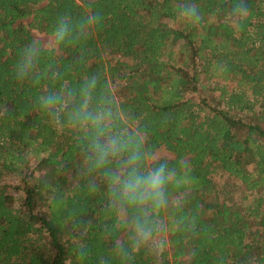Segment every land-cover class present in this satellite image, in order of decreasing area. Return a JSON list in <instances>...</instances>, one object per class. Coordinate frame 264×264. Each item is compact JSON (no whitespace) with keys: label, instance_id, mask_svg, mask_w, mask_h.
<instances>
[{"label":"trees","instance_id":"trees-1","mask_svg":"<svg viewBox=\"0 0 264 264\" xmlns=\"http://www.w3.org/2000/svg\"><path fill=\"white\" fill-rule=\"evenodd\" d=\"M191 2L197 25L180 0H0V264H264V0L239 26V0ZM91 78L89 109L111 112L99 127L74 117ZM98 135L132 138L148 166L173 154L145 246L122 223L144 214L122 216L109 189L120 165L95 167Z\"/></svg>","mask_w":264,"mask_h":264},{"label":"clouds","instance_id":"clouds-1","mask_svg":"<svg viewBox=\"0 0 264 264\" xmlns=\"http://www.w3.org/2000/svg\"><path fill=\"white\" fill-rule=\"evenodd\" d=\"M182 7L178 10L184 20L193 25L199 24L203 19V13L197 4L191 0H180ZM249 8L246 0H239L233 6L232 15L237 26L247 17ZM97 16V14H93ZM239 18V19H237ZM93 17H89L91 21ZM98 19V16H97ZM73 31L71 19H61L53 29L57 43H64ZM26 54V65L30 66V60ZM97 81L91 78L82 83L79 89L81 105L74 117L81 119L84 123L94 127L102 125L106 118L111 115L107 112L90 110L88 103L96 89ZM72 99V93L68 92L65 97L53 94L42 98L45 109H56L60 105ZM103 135V133H100ZM95 153L94 163L97 169H105L113 162L120 165L119 169L106 173L109 175V189L113 201L118 206L122 216L130 208L143 213V216H135L123 219L122 223L130 225L134 233L133 246L140 247L147 245L152 239L153 227L149 222L147 213L149 210L158 212L169 204L167 192L169 186L174 182V173L163 158H156L152 166L146 164L147 153L141 150L140 146L132 139L127 140L119 136H108L103 141L99 135L93 142Z\"/></svg>","mask_w":264,"mask_h":264},{"label":"rangeland","instance_id":"rangeland-1","mask_svg":"<svg viewBox=\"0 0 264 264\" xmlns=\"http://www.w3.org/2000/svg\"><path fill=\"white\" fill-rule=\"evenodd\" d=\"M33 31L35 33V36L40 40H42L45 45H51L53 43V39L51 36H48L46 33L39 31L37 29H34ZM172 155H173L172 152H170L166 147L163 146L155 151V153L152 155V159L159 158L162 156H172ZM226 176L227 175L225 173H220L215 175L214 179L219 182H224L226 180ZM236 193L238 195V191Z\"/></svg>","mask_w":264,"mask_h":264}]
</instances>
